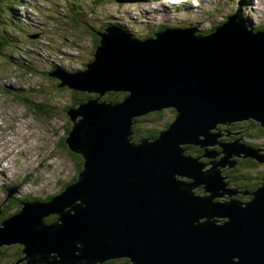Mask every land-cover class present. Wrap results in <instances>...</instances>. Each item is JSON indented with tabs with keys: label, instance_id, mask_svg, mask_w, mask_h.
I'll use <instances>...</instances> for the list:
<instances>
[{
	"label": "water",
	"instance_id": "95a60500",
	"mask_svg": "<svg viewBox=\"0 0 264 264\" xmlns=\"http://www.w3.org/2000/svg\"><path fill=\"white\" fill-rule=\"evenodd\" d=\"M237 24L228 17L211 35L169 30L133 42L99 34L85 71L60 74L62 85L126 96L69 110L65 142L83 169L48 202H23L5 219L0 248L22 245L30 264H264V176L241 191L244 203L224 182L237 159L262 160L219 129L247 121L264 129V37ZM167 108L156 135L133 139L137 117ZM188 146L204 152L193 158ZM49 215L53 223L43 221Z\"/></svg>",
	"mask_w": 264,
	"mask_h": 264
},
{
	"label": "rangeland",
	"instance_id": "374dc122",
	"mask_svg": "<svg viewBox=\"0 0 264 264\" xmlns=\"http://www.w3.org/2000/svg\"><path fill=\"white\" fill-rule=\"evenodd\" d=\"M29 1V0H28ZM31 2L34 3H40L43 5H47V1L49 0H30ZM159 0H155L154 2L151 3H146V0H123V3L125 6L123 7H117L115 5H107L108 1L107 0H97L98 4L102 5L100 9V13H96L95 17L97 20H100V23L104 22H111L112 14L111 12H114V9H118L116 16L118 18H121L120 20L124 21L125 23L129 24V33H131L134 37H139L141 36L144 32L146 27L151 28L155 26L156 23H166V20H163L160 18L159 15L157 17H153V19L150 20L144 15L145 12L151 13L152 11H157L159 9H164L168 12H172L176 6L182 4L179 8V14L177 17L182 20L181 24L190 26L189 23L194 24V27L197 29L198 27V32H204L205 30H211L213 29L214 25H217L218 23L220 24L221 22L226 20L227 15H235L236 16V22L240 24L239 21V15L242 18L241 21L243 24H240L244 29L247 31H250V29H257V28H263L264 29V0H249L251 3L254 1V6H256V9H253V7H250L249 9L252 11L251 14L248 15V9L240 10V12H237V6H236V0H189L188 2L192 3H186L182 2V0H162V2H158ZM186 1V0H185ZM65 2H68V0H56L54 3L56 5H62ZM197 3H200L204 6L205 11L203 12V9L196 8ZM16 4L19 6H23L24 0H0V8L2 9V12L0 13V19H2L3 22L6 21L9 16H11V11L17 10ZM127 6H132L133 11H131L128 16L126 7ZM194 6V7H193ZM252 6V4H250ZM56 8L58 6H55ZM122 8V9H121ZM131 9V8H130ZM129 9V10H130ZM208 9V10H207ZM22 10L18 11V16L11 21V28L9 30L13 34V36L18 37L19 42L20 39H24V35L21 34V29L18 28V25L22 24ZM234 12V14H233ZM239 14V15H238ZM244 17H242V15ZM164 16V15H163ZM35 25L39 24L41 20L47 21L44 18V13L41 15V18L38 16H35ZM81 18V17H80ZM80 20L83 21L81 18ZM144 23L142 24L141 21ZM244 21V22H243ZM260 21V24H259ZM114 23H117L114 21ZM13 24L15 26H13ZM53 24L50 23V26ZM98 26L97 29H102L104 28L103 25H96ZM100 27V28H99ZM160 28L161 26H157ZM153 28L152 31L155 32L157 31L156 28ZM204 30H203V29ZM0 29L3 30L5 33V30L7 27L0 26ZM69 30H67L68 33ZM16 32H19V34H16ZM254 32V31H253ZM65 34V40L68 41L70 45L74 44L72 39L70 40V35ZM6 36V35H4ZM47 39V38H46ZM34 42L35 39H29V41ZM53 41V39H51ZM18 42V47H21V44ZM41 45V44H40ZM84 46L83 44H81ZM14 48H9V47H2L4 54L9 55L11 58H9V62H5L4 65H1L4 59L3 56L0 59V83H3L6 85V88H9L11 90H5V94H0V157L4 156L6 161H9L10 158L6 154L8 151L14 152L16 154V159H18L19 162L17 163V171L15 173L10 174L11 168L6 167V163L4 162L2 158H0V172L4 171L8 177H3L2 173H0V214L4 213L2 212V207L7 208V212L4 213V215L11 214L12 213V199L7 202L5 200L4 203L3 199L7 195L6 191L8 186L7 184H11L12 186H16L15 189H12V193H16L18 195L15 200L20 198H23L24 196L28 197L31 196L30 202H33L34 200L37 201H45L48 202L53 196L57 195V193H60L65 187V183L70 182L72 178L78 175L80 169L78 172H73L74 169H76V162L82 158L83 156L81 154H78L70 149V152H66L65 150L63 152H60L59 150L54 151L56 154L55 157L49 158L48 160H44V154L50 153L56 144V141L58 140L59 137H62L65 135V130L63 129V123L65 120L59 118L58 113H53V118H49L48 116H35L37 115L36 111L34 109H31L27 106L24 105L23 100L21 97H30L31 94L23 93V92H13L10 95L7 93H10V91L17 90L18 88L25 89L26 91H29V89H37L41 88L44 90V94H37L35 95V101L37 103H42L44 101H48L47 104L50 107H56L57 103L53 101L54 97V92H56V88L49 83V85L46 83L49 82L48 79L46 81L37 79L36 77H30L32 74L27 71H19L18 69H15V67H12V64H16V61L18 59H24L22 57V50L20 49L19 51H16V46H13ZM44 47H42V50ZM73 52V53H71ZM70 55H75L73 47H70L69 51ZM60 56H58V60L64 65L67 64L65 62L66 60L60 59ZM44 61L45 58L43 57ZM53 59V58H51ZM88 61V58H87ZM21 61H19L20 63ZM24 62V61H23ZM31 67V66H30ZM66 67V66H65ZM33 68V67H32ZM72 68H78V66L74 65ZM25 74L24 77L26 76L27 79L25 81H19L18 78L19 75ZM51 95V101L49 97L46 96V92ZM26 95V96H25ZM61 97H70V94L65 93L61 95ZM48 98V99H47ZM17 99V100H16ZM87 101H82L79 102L77 105H82L86 103ZM106 103H109L108 101H105ZM45 103V102H44ZM54 104V105H53ZM74 108V106H71L69 109ZM171 111H174L170 108H167L166 111H163V113L160 114V112L156 113V116H151L152 114H149L146 116L143 114L138 118H148L145 120H142L140 124L135 122V126L133 129L134 130V140H139L142 138H147L149 134V130H153L152 132L158 131V127L161 125H164V121H167L171 118ZM35 114V115H34ZM31 115V117H30ZM57 117V118H55ZM152 120V121H151ZM62 121V122H61ZM47 122H52L51 125L53 129L50 126V129H48L44 123ZM152 122V123H151ZM138 124V126H137ZM150 124H157V129L156 128H149ZM231 126V125H230ZM14 127V128H13ZM10 128H13L10 130ZM148 128V131L144 130ZM224 134L230 133L231 138H239L242 143H249L246 142L247 140H251L252 143L257 145L256 141L254 139H249L247 138L248 134H245L244 131H240V129H243V126L240 128V124L234 128L233 124L232 127H226V126H220L219 127ZM14 130V131H13ZM54 131V132H53ZM150 132V133H152ZM212 134H216L218 130H212ZM238 132L239 135H235L233 133ZM53 133V135H52ZM16 135V136H15ZM229 135V136H230ZM234 135V136H233ZM14 136V137H13ZM68 137V135H66ZM66 137V138H67ZM247 138V140H246ZM6 140V142L4 141ZM66 140V139H65ZM152 141L153 139H150ZM226 138H218V142L225 141ZM229 140V139H228ZM227 140V141H228ZM260 146L264 148V138L260 139L259 141ZM67 146V144H66ZM48 149L46 150V148ZM68 147V146H67ZM208 150H213V151H219V147L215 146H209L206 147ZM188 149L194 150L195 148H191V146H188ZM198 151L196 154L191 153V156L195 158L197 155H201L204 152V149L198 148L196 149ZM260 156L262 158V165H260L256 170H252V172H249V175L251 177L249 183H253V186H248L247 185H239L238 182L235 181L236 177H240L241 172H244V168H240L237 165H235L233 170L225 169V176L226 178L224 182H227L228 187L231 189H236L240 192L235 193V195L231 196V198L236 199L238 202L244 203L246 201H249L250 197L247 195L241 194V189L245 188L247 189L246 191H251L253 190L256 186H260L261 178L264 176V151L263 149L260 150ZM187 153V152H186ZM84 160V158H83ZM250 160V159H249ZM248 161V160H244ZM199 162L202 164L208 163V160L205 158H199ZM79 164H77L78 166ZM228 174V176L226 175ZM22 178H28L25 181H23L22 184H20V181ZM182 181L190 182L192 183L193 181L187 177H182L180 178ZM241 181V180H239ZM16 182V183H14ZM64 187V188H63ZM4 188V189H3ZM16 190V191H15ZM193 192L199 191L198 194L204 195L202 190V186L200 187H194L191 189ZM26 194V195H25ZM12 195V194H11ZM52 196L49 200V198ZM227 197V195H225ZM7 199V198H6ZM24 200V199H21ZM1 205H3L1 207ZM13 215V214H11ZM10 215V216H11ZM57 218V215H49L43 219L45 223H53L55 219ZM3 222V221H2ZM0 222V224L2 223ZM10 246H13L12 249H20V252L22 253L21 250L24 249L22 245L18 244H12ZM3 247V246H2ZM12 252V251H8ZM19 252V254H20ZM13 253V252H12ZM5 254V255H4ZM3 259V260H2ZM0 258V263L1 264H11L12 262V256L6 252L3 253V258ZM23 259V258H21ZM20 260V259H19ZM17 260V261H19ZM117 260V259H114ZM118 260H126L129 264L130 262L128 261L127 258H119ZM16 261V262H17ZM108 261L105 262H97V264H104ZM96 263V262H95ZM40 264H58V263H40Z\"/></svg>",
	"mask_w": 264,
	"mask_h": 264
},
{
	"label": "trees",
	"instance_id": "16d2710c",
	"mask_svg": "<svg viewBox=\"0 0 264 264\" xmlns=\"http://www.w3.org/2000/svg\"><path fill=\"white\" fill-rule=\"evenodd\" d=\"M49 1L55 2V0H49ZM68 7H69V11L71 12V14H70L71 17L69 18L70 23H66V20H65V23L63 22V19L61 17V14L57 12V8L55 7L56 10H54V12L50 13V14H53L54 13L55 16L54 17H50L49 16L50 14H49L48 15L49 17L47 16V18H45L47 21H45L43 25L41 23L39 24V26H40V33H41L40 35H42V34H48V35H50L51 33H54V32L55 33H57V32H61V33H64L65 32L66 33L67 30H71V31L74 32V33H72V36H73V38L75 39L76 42H82L86 38H88L89 46L86 49V51L83 52L84 53V56L87 57V56L90 55L89 52H93L94 51L95 47L97 46V42L94 39L95 37L93 36L92 31L89 28H87V27L81 26L80 23L76 20V16H81V14H82V12H78L79 8L73 10L71 8V6H68ZM1 12H2V9L0 8V13ZM239 12L240 11H238V13ZM239 17H240V15H239ZM83 19H84V22L90 28H93V29L98 28V26H96V25H99V23L96 20H91L90 18L89 19H85V17H83ZM50 23H52L53 25L50 26ZM2 24H3V21H2V19H0V26ZM93 24H95V25H93ZM100 25H103V24H100ZM105 26L106 25H103L104 28H105ZM213 29H215V28H213ZM0 30H2V29H0ZM4 35L5 34H3L0 31V41L2 42V45H4V47L14 48L10 44V41H9V38L10 37L9 36H4ZM91 38H93L92 41H91ZM17 41H19V40H17ZM36 41H34L33 44H32V46H31L29 39L26 40L24 38L23 42L20 41L21 47L20 48L19 47H16L15 49H18V50L21 49L23 51L22 53L26 52V54L32 60H35L37 63H42L43 64V61L41 59L40 54L31 53V49L28 48V46L34 47L37 44V43H35ZM50 44L51 45L49 47H52L53 45L54 46H57L58 43H56V42L53 41ZM2 56H3V58H2ZM1 58L4 59L3 62L1 63V65H4L5 62L8 63L9 62V58H11L9 55L4 54V51L2 49V46H0V59ZM20 59H18L16 61V64H12V67H15V69H18L19 71H27V70H29V68L27 66H25L22 61L19 63ZM73 60L78 65H80V66H83L84 65V61L80 57L74 58ZM52 68L54 69L55 67L54 66L53 67H50V69H52ZM28 72L29 73L32 72L31 74L33 76H35V77L43 76V77H39L41 80H44L45 81L46 79H48V75H47L46 71H44L42 73L41 71H37V70L30 69ZM24 75L25 74H21L19 76H20L21 79L26 80L27 77L26 76L24 77ZM5 90L6 89H3V90L0 89V94L1 95L2 94H5L4 93ZM8 90H11V89H8ZM16 91L23 92L24 94L27 93V92H30V93H28V94H31L30 97H21V99L23 100V103H24L25 106H27V107H29L31 109H34L36 111L37 115L34 114L35 116H40V117L48 116L49 118H53V115L55 116V114H53V113H58L59 118L62 117V119L65 120V122L63 123L64 124L63 125V129L65 130V135L58 138V140L56 141V144L54 146V149L50 153H48L47 155L45 154L46 155V159L48 160L49 158L55 157L56 154L54 153V151H56V150H59L60 152H63L65 150L66 152H68L67 151V146H66L65 139L67 137L66 135H68V133L70 131V123L68 121V118L66 120V111L69 110V108L71 106H76L79 102H82V101L87 100L90 96L87 95V94H84V93L77 92V93H74L73 94V98L71 99L70 105L68 107H66V105H67L66 102H64V104H62L60 106L56 105V107H50L47 104L48 101H44L45 103L44 102L37 103V101H35V97H36L35 95H37V94H44V90L41 89V88L29 89V91H26L25 89L18 88L17 90L10 91V93H7V94L10 95L11 93L16 92ZM123 95H125V94L115 93V94H109L107 97L108 98H111V99H113L115 101H120V100H122L124 98ZM46 96L49 97V99H50V96L51 95L46 92ZM151 116L154 117L155 114H152ZM55 118H57V117H55ZM145 119H148V118H145V117L138 118V119H135V122L139 124L140 121L145 120ZM51 123L52 122H50V123L47 122V123H44V125L48 129H50V126L53 129ZM141 123L142 122H140V124ZM138 124H137V126H138ZM134 126L135 125H133V129H135ZM154 126L155 125L153 124L152 127L155 128ZM52 129H50V130L52 131ZM144 130L148 131V128H146ZM152 131L153 130H149L148 136H154L158 132V131H155V132H152ZM240 131H244L245 134H248L247 135V138L254 139L257 144H260L259 143L260 139L264 138V129L257 128V126L253 122H246V123H244L243 129H240ZM150 132H152V133H150ZM52 135H53V133H52ZM247 138H246V140H247ZM246 142H251V140H247ZM47 149H48V147L46 148V150ZM195 152L197 153L198 151H195ZM77 164H79V165L77 166ZM81 164H82V160L80 158L76 162V166L75 167H77V168L75 169V172H78L79 171V169L81 167ZM239 167L240 168H244L245 171L244 172H241L240 177L239 178L236 177L235 178V181L238 182L239 185H242V184L243 185H247L248 184V186H253L252 184L254 182L253 183H249L251 177H250L248 171L252 172V170H253V168H255V166L251 164L250 160H248V161L241 162L239 164ZM224 174H225V172H224ZM27 179L28 178H26V180ZM26 180H24V181L26 182ZM76 180H77V176H76V173H75V176L72 178V180L70 182L65 183L64 187L65 186H68L71 183H74ZM239 180H241V181H239ZM17 197H18L17 194H12V197L6 199L7 202H9L12 199L13 205L11 207V209H12L11 210L12 211L11 214H16L17 212H19V210L22 207V203L23 202L31 201L30 200L31 196H28V197L24 196L23 198H20V200L19 199L15 200V198H17ZM50 198H51V196L49 198H47V200H49ZM21 199H24V200H21ZM4 202L5 201H3L2 203H4ZM2 212H4V213L7 212V208L6 207H2ZM4 213L0 214V222L4 221L5 219H7V217H9L11 215V214L10 215L9 214L4 215ZM4 247H6V246H4ZM4 247L1 248L2 249V252L5 251V248ZM10 251L13 252L12 253V255H13L12 262H14V261H16V257L19 255L20 249H18L16 251L15 249L12 250V248H11ZM0 254L2 255V258H3V253H0ZM23 256L24 257H23V259H21V262L20 263L21 264H24V263L25 264H30V262H28L27 259H26V258H28V256H25L24 254H23ZM104 264H128V262L126 260H122V261L121 260H109L108 262H106Z\"/></svg>",
	"mask_w": 264,
	"mask_h": 264
},
{
	"label": "flooded vegetation",
	"instance_id": "af4514ba",
	"mask_svg": "<svg viewBox=\"0 0 264 264\" xmlns=\"http://www.w3.org/2000/svg\"><path fill=\"white\" fill-rule=\"evenodd\" d=\"M234 126V128L236 129V127L238 126V125H233ZM241 126H244V124H240V128H241ZM226 127H232V125L231 126H226ZM246 148H249V149H251L252 150V152H253V149H256V150H258V152H256V154L259 156V157H261L260 156V150H262L263 149V151H264V148H262V146H260V145H255L254 143H251V142H249V143H244L243 144ZM196 149L197 148H195L194 150H192L191 151V153H194V154H196ZM200 155H197L196 157H199ZM195 157V158H196ZM245 159H237L236 160V165L239 167V164L241 163V162H243ZM246 160H249V158L248 159H246ZM263 160H260V161H257V160H255V159H250V162H251V164L252 165H254L255 166V168H253V170H256V168H258L260 165H262V163H260V162H262ZM229 170H233V168H230ZM73 172H75V169H74V171ZM227 176H228V174H226ZM250 187V186H249ZM241 190H243V191H245L246 189L245 188H242ZM198 193H199V191H198ZM2 248V247H1ZM0 248V253H4V252H6V253H8V254H10L12 257H13V255H12V252H8V251H10L11 250V248H13V246H6V247H4L5 248V251L4 252H2V249ZM19 248H17V249H15L16 251L18 250ZM13 250V249H12ZM22 255V256H21ZM24 256H23V254L20 252V254L16 257V261L17 260H19V261H14V262H11V264H21L20 262H21V258H23ZM0 258H2V255L0 254ZM14 259V258H13ZM3 260V259H2ZM1 264V263H0ZM25 264V263H24Z\"/></svg>",
	"mask_w": 264,
	"mask_h": 264
},
{
	"label": "clouds",
	"instance_id": "9594fccd",
	"mask_svg": "<svg viewBox=\"0 0 264 264\" xmlns=\"http://www.w3.org/2000/svg\"><path fill=\"white\" fill-rule=\"evenodd\" d=\"M18 16V14L15 16V17H13L12 19H15L16 17ZM81 93H84V94H87L86 93V91H82ZM90 100V99H89ZM85 101H88V100H85ZM81 160H82V164H81V167H80V171L83 169V165H84V160H83V157L81 158ZM79 171V172H80ZM3 201H5V199H3ZM42 202H46V201H42ZM3 205H1V207H2ZM14 215V214H13ZM12 216V215H11ZM10 217V216H9ZM9 217H7V218H9ZM19 245V244H18ZM22 251V250H21ZM129 264V263H128Z\"/></svg>",
	"mask_w": 264,
	"mask_h": 264
},
{
	"label": "bare ground",
	"instance_id": "6f19581e",
	"mask_svg": "<svg viewBox=\"0 0 264 264\" xmlns=\"http://www.w3.org/2000/svg\"><path fill=\"white\" fill-rule=\"evenodd\" d=\"M189 0H186L185 2L186 3H190V2H188ZM134 125V124H133ZM133 125H132V129H133ZM6 193H12V187L10 186V187H8L7 188V191H6ZM197 197H199V196H201L200 194H198L196 191L195 192H193ZM27 202H30V201H27ZM34 202V201H33ZM77 203H79V202H77Z\"/></svg>",
	"mask_w": 264,
	"mask_h": 264
}]
</instances>
